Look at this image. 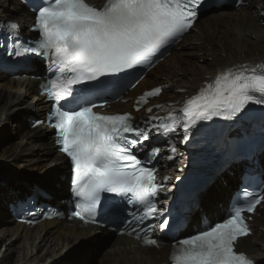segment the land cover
<instances>
[{"label": "snow or ice", "instance_id": "1", "mask_svg": "<svg viewBox=\"0 0 264 264\" xmlns=\"http://www.w3.org/2000/svg\"><path fill=\"white\" fill-rule=\"evenodd\" d=\"M204 4L205 0H105L96 6L89 0H40L33 6V27L40 37L31 42L20 36L18 22H6L2 39L9 56L35 54L49 61L51 78L44 86L54 101L49 120L58 131L61 151L73 165L77 198L73 215L86 223L96 222L102 193L116 194L134 206L135 210L127 212L133 217L125 221L127 225L164 216L166 210L158 207L156 197L168 190L164 182L172 177L158 181L156 169L145 166L160 149L154 148L145 161L133 154V148L148 141L153 131L172 133L182 127L187 142L190 129L199 120L215 116L231 119L250 104L264 105V65H241L202 88L186 102L179 117L171 112L164 117L151 116L140 127L130 113L94 111L98 105L90 97L119 95L134 87L142 76L134 81L128 77L138 67L152 65L162 49L192 29ZM161 92L162 87H155L144 93L137 101V110L147 97ZM171 151L175 153L176 148ZM245 195L247 199L238 201L223 222L177 241L170 257L172 264H256L237 251V242L251 234L245 213H254L261 205L264 188L258 194L245 190ZM167 227L164 219L160 228ZM145 243L157 245L153 239Z\"/></svg>", "mask_w": 264, "mask_h": 264}, {"label": "bare ground", "instance_id": "2", "mask_svg": "<svg viewBox=\"0 0 264 264\" xmlns=\"http://www.w3.org/2000/svg\"><path fill=\"white\" fill-rule=\"evenodd\" d=\"M261 14H264V0H248L238 9L207 10L195 24L196 31H190L128 95L135 97L145 89L164 85L163 94L153 104L168 110L197 94L217 73L234 65L251 67L264 62V19L259 20ZM33 18L19 0H0V19H15L24 27L32 23ZM36 63L39 68L44 66ZM31 76L28 72L18 76L0 72V164L10 170L0 167V247L6 248L0 264H170L168 257L172 245L166 238H161L159 248L142 247L125 236L83 227L77 221L51 220L29 227L10 215V201L24 196V186L16 183L17 178L10 181L11 168L14 173L19 168L37 173L68 169L50 131L44 127L33 129L27 121L34 113L43 115L48 107L38 95V82ZM121 106L125 110L131 109V102ZM177 168V165L172 167L171 173L176 174ZM231 169L234 176L225 173L213 180L200 197L201 206L208 205L219 211L222 198L230 196L233 180L241 174L239 166ZM68 185L67 178L62 182L61 190L53 187L55 204L62 200L59 192L68 195ZM197 220L199 213L193 216V222ZM252 229L251 236L240 240L238 249L264 261V203L253 217ZM96 235L99 239L91 241Z\"/></svg>", "mask_w": 264, "mask_h": 264}, {"label": "rangeland", "instance_id": "3", "mask_svg": "<svg viewBox=\"0 0 264 264\" xmlns=\"http://www.w3.org/2000/svg\"><path fill=\"white\" fill-rule=\"evenodd\" d=\"M0 167H2V168H5V169H8L9 170V168L8 167H6L5 165H2V164H0ZM11 170H12V174H9L8 176L10 177V181L11 182H13V180L11 179V178H13V177H16L17 179H19V176H21L22 174H24V172H29V173H31V174H36L37 172H35V171H27V170H24V169H21V168H19L18 169V171L16 172V173H14V171H13V169L11 168ZM10 171V170H9ZM20 171V172H19ZM24 171V172H23ZM2 177V176H1ZM17 179H16V182H17ZM22 183V182H21ZM24 186H25V188H28V185L27 184H25V183H22ZM22 184H20V185H22ZM22 185V186H23ZM23 190H24V188H22ZM23 193V192H22ZM23 195V194H22ZM4 253H6V248L5 247H0V259L1 258H3V256H4ZM14 256V255H13ZM15 258V257H14Z\"/></svg>", "mask_w": 264, "mask_h": 264}, {"label": "water", "instance_id": "4", "mask_svg": "<svg viewBox=\"0 0 264 264\" xmlns=\"http://www.w3.org/2000/svg\"><path fill=\"white\" fill-rule=\"evenodd\" d=\"M1 170V169H0Z\"/></svg>", "mask_w": 264, "mask_h": 264}]
</instances>
